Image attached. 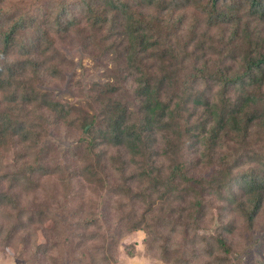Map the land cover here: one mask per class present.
I'll list each match as a JSON object with an SVG mask.
<instances>
[{"label": "trees", "instance_id": "1", "mask_svg": "<svg viewBox=\"0 0 264 264\" xmlns=\"http://www.w3.org/2000/svg\"><path fill=\"white\" fill-rule=\"evenodd\" d=\"M72 1L78 6L76 14H79V19L75 17L76 14H69L67 0H59V16L55 18L54 30L62 40L80 46L91 56L101 54L111 65L108 67L110 77L98 87L95 98L91 100L100 104V113L85 116L81 120L84 135L75 154L83 164L85 178L89 182L106 184L99 177L100 167L102 160H112L107 158L105 152H96L97 144L123 150L132 157L130 163L138 171L130 178L136 182H148L147 190L152 193L158 191L159 187L170 185L162 197L164 201L169 196L172 203L187 200L186 206L171 208L173 214L176 209L181 212L175 223L187 219L183 214L190 209L189 212H192L188 218L191 219L188 221L193 225L200 220L199 213L204 208L202 191L206 186L213 187L218 193L226 185L229 189L231 183L240 180L244 201L240 205L241 211L250 226L264 197V178H260L254 171H251L254 174L233 177L232 169L243 162L242 154H239L229 163L232 156L229 153V141L234 135L245 145L249 127L258 121L264 125V0H245L238 6L227 3L235 0ZM153 8L154 14L146 13ZM190 9L195 12L191 14L192 20L188 26L183 28L184 14L189 15ZM44 13L48 14L49 11ZM31 14L14 10L4 14L9 16L7 24L0 22V93L9 92L10 98L5 96L6 102L14 104L22 118H29L32 112H27L25 107L32 106L40 98L36 110L55 112L60 119L66 120L70 116L67 105L50 100L35 85L38 83L36 79L29 81V92H23L27 89L24 86L28 80L24 81L19 73L24 69L16 68L19 64L28 66L32 57L29 50L25 51L27 60L17 61L14 68L11 66L7 69L5 61L12 50L24 54V46L14 42L16 36L19 33L24 36L28 32L26 37H32L34 33L39 13H36L38 16ZM47 34L41 32L39 42ZM129 84H132L130 89ZM229 88L234 89L236 95H232L233 100L230 102H225L223 95H226ZM118 92L127 95L117 98L115 96ZM209 92H213L214 99L208 96ZM131 102L135 111L128 106ZM8 108L2 111L7 121L3 128L0 127V145L12 148L11 136L23 133L21 142L38 146L41 135H33V123L27 126L26 120L12 121L9 116L13 114ZM205 115L211 116L214 121L210 127L211 118H203ZM156 132L163 133L167 142L161 155L155 153L156 156L167 157L172 168L167 175H164L161 168L154 167L155 163L149 159L150 143ZM191 138L200 145L204 144L205 153L209 151L207 155L211 159L214 151L225 144L228 147V151L220 153V169L215 173L216 176L209 180L186 176L184 165L176 162L183 142ZM13 153L15 162L7 166L12 168L11 174L8 173L10 181L16 186H33V167L41 170L44 158L36 155V159L28 164L30 152L14 150ZM36 154H40V151ZM224 159L227 166L223 165ZM21 162L22 167L19 165ZM114 162L120 163L119 159ZM124 169V165L120 164L117 171L123 175ZM22 182L23 185H20ZM174 182L178 183L172 186ZM180 182L184 186L178 188ZM34 186L38 188L36 183ZM119 187L128 196L136 199L145 197V193L133 195L130 188ZM26 189L23 190L24 194L28 193L29 189ZM230 196L236 198L234 193H230ZM10 205L15 212L11 223L13 229L24 230L33 225L34 219L38 224L46 219L44 207L36 204V201L32 202V207L37 217H27L25 215L30 209L20 207L16 195L11 198L9 194L0 193V208ZM161 213L154 222L163 219ZM95 220L90 219L83 226L87 227ZM125 220L127 232L149 226L147 223L143 225L144 218L139 221H135L134 217ZM91 238H99L103 243L106 239L99 234H92ZM218 243L224 247L222 239Z\"/></svg>", "mask_w": 264, "mask_h": 264}, {"label": "rangeland", "instance_id": "2", "mask_svg": "<svg viewBox=\"0 0 264 264\" xmlns=\"http://www.w3.org/2000/svg\"><path fill=\"white\" fill-rule=\"evenodd\" d=\"M242 1L245 0L227 3L238 6ZM67 7L69 14L77 13L78 6L72 0H67ZM14 10L34 15L38 12L39 17L32 37H26L28 32L24 36L21 33L16 36L14 42L24 46V54L12 50L5 61L7 69L11 66L14 68L17 61L27 60L25 51L29 50L32 57L28 66L16 65V69H24L19 72L22 79L28 80L24 86L27 89L23 92H29V81L36 79L38 83L35 85L42 89L50 100L67 105L70 116L62 120L58 113L44 109L36 110V104L39 105L40 100L38 98L32 106L25 107L27 112H32L29 113V118L25 119L20 117L22 114L18 115V108L14 104L6 102L5 96L10 98L9 92L0 93V127L3 128L7 121L2 111L10 107L8 111L13 114L9 116L12 121L26 120L27 126L33 123V135H41L38 146H32L29 142H21L23 133L11 136L10 130L13 147L7 149L4 144L0 145V193L9 194L11 198L16 195L20 207L30 209L25 215L27 217H37L32 207V202L36 201V204L44 207L46 217L41 224L36 223L34 219L30 228L13 229L11 223L15 212L11 205L0 208V264H264V197L249 226L240 206L244 202L240 180L231 183L229 189L226 185L218 193L213 187L206 186L202 191L204 208L199 213L200 220L193 225L188 221L191 219L188 218L192 212H189L190 209L183 214L187 219H182L179 224L175 223L181 212L176 209L173 214L171 208L184 207L187 200L172 203L169 196L164 201L162 197L170 185L159 187L156 192L153 189L152 193L147 190L148 182H136L130 178L135 174L136 168L130 163L132 157L123 150L97 144L96 152H105L107 158L112 160H102L101 163L99 177L106 184L89 182L88 178H85L83 164L77 160L75 154L84 135L81 120L85 116H96L100 113V104L91 100L95 98L98 87L110 77L108 67L111 65L101 54L91 56L80 46L72 45L69 40L64 41L59 37V33L53 28L56 25L55 18L59 14V0H3L0 22L7 24L9 16L4 14ZM46 11L51 15L44 13ZM154 11L153 8L146 13L154 14ZM189 12V15L184 14L183 28L188 26L192 20L191 14L195 11L190 9ZM178 15L174 16L175 19ZM75 17L79 19V14ZM41 32L48 34L39 42ZM0 61L2 62L1 57ZM131 87L132 84H129L128 88ZM233 90H227L223 101L233 100L232 95H236ZM126 95L118 92L115 97ZM208 96L213 99L215 97L213 92H209ZM131 104L132 102L128 104L129 108L135 111ZM203 118L211 116L205 115ZM213 122L211 118L209 127ZM163 135L160 132L153 134L149 159L155 163L154 167L161 168L164 175H167L172 168L167 157L160 156L167 147ZM231 137L233 138L229 141V153L232 156L228 161L231 163L242 154L243 162L232 169L233 177L254 174L251 172L254 171L260 178H264V125H260L258 121L249 127L245 145L238 137ZM14 150L21 153L30 152L28 164L36 159V155L44 158L42 169H36L34 166L31 175L38 188H35L34 183L33 186L25 187L16 186L10 181L8 173L11 174L12 168L7 166L15 162ZM217 150L213 152L211 159L207 155L209 151L205 153L204 144L200 145L191 138L183 142L176 162L184 165L183 172H186V176L209 180L216 176L215 173L220 169V153L228 151V147L225 144ZM37 151H40V154H36ZM155 153L160 155L156 156ZM117 159L120 161L118 164L114 162ZM223 162V165L227 166L226 159ZM22 164L21 162L19 165L22 167ZM120 164L125 167L123 175L117 171ZM20 185H23V182ZM119 186L130 188L133 195L145 193V197L136 199L134 196H128ZM183 186V182L177 185L178 188ZM24 189L28 191L27 194L23 193ZM230 193H234L236 198L232 199ZM172 194L174 195L173 192ZM244 208L247 209L246 206ZM160 213L163 219L154 222ZM130 217H134L135 221L144 218L143 225L147 223L149 226L127 232L125 219ZM90 219L96 220L87 227L83 226L84 222ZM22 221L26 223L25 219ZM92 234L105 236L104 243L99 238H91ZM221 239L224 241V247L218 243ZM95 247L103 249L97 250Z\"/></svg>", "mask_w": 264, "mask_h": 264}]
</instances>
